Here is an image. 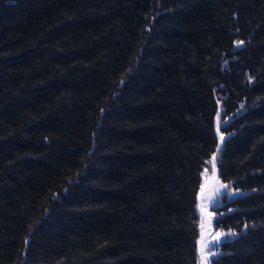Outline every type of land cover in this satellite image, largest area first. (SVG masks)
Here are the masks:
<instances>
[{
	"label": "trees",
	"instance_id": "16d2710c",
	"mask_svg": "<svg viewBox=\"0 0 264 264\" xmlns=\"http://www.w3.org/2000/svg\"><path fill=\"white\" fill-rule=\"evenodd\" d=\"M215 154L264 264V0H0V264H199Z\"/></svg>",
	"mask_w": 264,
	"mask_h": 264
},
{
	"label": "rangeland",
	"instance_id": "374dc122",
	"mask_svg": "<svg viewBox=\"0 0 264 264\" xmlns=\"http://www.w3.org/2000/svg\"><path fill=\"white\" fill-rule=\"evenodd\" d=\"M220 122L217 121V129L219 132V147L224 143V134L220 131ZM218 156L215 154L208 167L202 175V182L199 189V209H200V237L198 242L199 249V264H209L211 252H221V247L211 248L210 245L226 234L223 229H217L214 226L215 212L213 211L212 202L221 200L225 191L233 193H241V190L233 187L228 182L224 181L220 176L217 166ZM227 186V189H225ZM237 196V195H236ZM212 264V261L210 262Z\"/></svg>",
	"mask_w": 264,
	"mask_h": 264
},
{
	"label": "snow or ice",
	"instance_id": "6c2138e0",
	"mask_svg": "<svg viewBox=\"0 0 264 264\" xmlns=\"http://www.w3.org/2000/svg\"><path fill=\"white\" fill-rule=\"evenodd\" d=\"M243 44H244V41H238V42H237V45H238V46H239V45H243ZM251 80H252V77H249V82H251ZM123 83H124V81H121V84H123ZM243 108H244V105L242 104V105H241V109H243ZM218 115H219V113H218ZM225 123H227V121H225ZM200 175H201V174L198 173V181H199V177H200ZM198 186H200V185L198 184ZM225 189H227V186H225ZM223 195L226 196L228 200H232V199L235 198L236 195H243V194H240V193H233V192H231V191H227V190H226L225 193H224ZM219 203H221V200H219V199L213 201V202H212V207L215 208V207L217 206V204H219ZM194 210H195V207H194ZM217 210H219V209H217ZM230 211H231V210H230ZM223 215H226V213H221V216H223ZM215 220H216L217 223H222V221L220 220V217H216ZM238 235H239L238 233H235V232L229 231L228 233L224 234V236L221 237L220 240H218V241L212 243V244L210 245V247H211V248H217V247H219V244L222 243L224 240H227V239H229L230 237H231V238H234V237H236V236H238ZM197 243H198V242H197ZM220 254H221V253H219V252H211V253H210V261H209V264H210V262H211L212 260H216V258H217ZM217 264H218V262H217Z\"/></svg>",
	"mask_w": 264,
	"mask_h": 264
},
{
	"label": "bare ground",
	"instance_id": "6f19581e",
	"mask_svg": "<svg viewBox=\"0 0 264 264\" xmlns=\"http://www.w3.org/2000/svg\"><path fill=\"white\" fill-rule=\"evenodd\" d=\"M219 139H220V136H219ZM219 148H221V147H219V144H218V149H219Z\"/></svg>",
	"mask_w": 264,
	"mask_h": 264
}]
</instances>
